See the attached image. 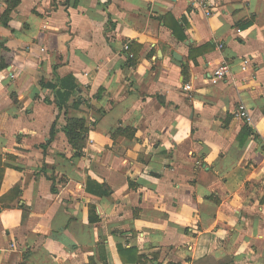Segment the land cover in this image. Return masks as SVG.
I'll return each mask as SVG.
<instances>
[{"label":"crops","instance_id":"crops-1","mask_svg":"<svg viewBox=\"0 0 264 264\" xmlns=\"http://www.w3.org/2000/svg\"><path fill=\"white\" fill-rule=\"evenodd\" d=\"M7 9L0 264H264V0Z\"/></svg>","mask_w":264,"mask_h":264},{"label":"trees","instance_id":"trees-1","mask_svg":"<svg viewBox=\"0 0 264 264\" xmlns=\"http://www.w3.org/2000/svg\"><path fill=\"white\" fill-rule=\"evenodd\" d=\"M21 0H8V9L3 15V20H8L11 12L19 5ZM176 33V31H174ZM135 59V55L133 58ZM3 67V65H1ZM188 66L184 67V70L187 69ZM65 133L68 137V140L71 146L76 150L77 155H81L85 151L87 134L89 129L85 126V121L82 119H68V123L65 127ZM244 135L249 136L250 130L246 128ZM2 180V172H0V186ZM93 220V216L91 217ZM156 256L153 255V258H149L147 255H138L137 261L139 264H153L154 260H156Z\"/></svg>","mask_w":264,"mask_h":264},{"label":"built area","instance_id":"built-area-1","mask_svg":"<svg viewBox=\"0 0 264 264\" xmlns=\"http://www.w3.org/2000/svg\"><path fill=\"white\" fill-rule=\"evenodd\" d=\"M205 9V13L207 16H210L212 14V10L209 7L203 6ZM223 45H220V47H222ZM125 50L127 51L128 55L130 58L134 57V54L130 52V46L129 43H127L124 46ZM251 64V59L246 57L243 59V61L241 62V68L243 71H247L248 68L250 67ZM230 73V67L227 63H222L217 69H215L213 71V77L215 79H225ZM186 89L190 88L189 85H187L185 87ZM236 116L240 117V118H249V113H248V109L246 108V106L244 104H241L235 111Z\"/></svg>","mask_w":264,"mask_h":264},{"label":"water","instance_id":"water-1","mask_svg":"<svg viewBox=\"0 0 264 264\" xmlns=\"http://www.w3.org/2000/svg\"><path fill=\"white\" fill-rule=\"evenodd\" d=\"M175 58L180 59V57H178L177 53L174 54Z\"/></svg>","mask_w":264,"mask_h":264}]
</instances>
